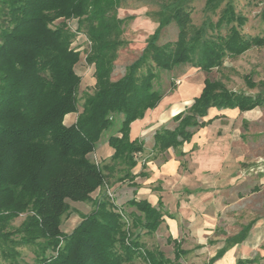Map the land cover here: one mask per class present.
<instances>
[{"label":"trees","instance_id":"trees-1","mask_svg":"<svg viewBox=\"0 0 264 264\" xmlns=\"http://www.w3.org/2000/svg\"><path fill=\"white\" fill-rule=\"evenodd\" d=\"M128 1L0 0V258L10 264L19 248L28 246L36 248L34 264H130L138 258L148 264H182L185 252L176 241L169 240L173 260L143 241L164 221L161 202L153 207L131 199L128 214L106 192L95 200L93 195L116 173L117 182L136 187L133 170L144 145L131 140V124L168 93L161 85L162 73L188 65L210 74L226 58L263 47L264 38L244 33L248 18L237 11L236 0H206L200 25L192 18L196 0H135L156 5L158 25L140 56L114 81L119 51L128 44L123 38L126 20L119 16ZM171 24L178 29L177 39L160 43ZM80 34L90 44L85 62L94 67L96 80L94 93L82 106L77 73L81 52L72 46ZM244 81L261 91L236 92L207 78L191 107L173 118L175 127L155 133L154 152L165 154L190 142L212 122L204 121L211 108L246 112L264 106V81L255 83L250 75ZM76 113V122L67 125L66 116ZM112 128L108 143L114 154L97 165L91 155ZM93 200L95 208L71 233H64L62 219L70 202ZM21 215H26L24 221L13 228ZM248 230L229 237L210 263L244 241Z\"/></svg>","mask_w":264,"mask_h":264},{"label":"crops","instance_id":"crops-1","mask_svg":"<svg viewBox=\"0 0 264 264\" xmlns=\"http://www.w3.org/2000/svg\"><path fill=\"white\" fill-rule=\"evenodd\" d=\"M254 36L264 38V31L261 34L252 35V37ZM237 58L252 61L249 64L251 66L250 71L246 75H250L255 83L264 81V46L253 47ZM206 79L203 80L200 91L197 80L185 79L177 90L175 84L174 88L167 90L168 93L155 109L148 110L142 119L131 124L130 138L131 140L142 141L144 152L138 156V165L133 170L136 176L134 180L136 187H133L128 181L116 183L112 186L115 193L114 201L123 208L131 199L147 201L153 207H157L159 202L162 203L161 208L166 216H164L163 223L153 236L143 238L146 246H148L147 238L159 236L160 239H165L168 243L169 240L179 243L180 249L185 252L184 256H186L191 254L192 251L198 250V248L204 249L205 245L212 251L207 263L211 264L210 259L220 249L224 248L229 237L235 236L241 233L244 228L249 227L245 240L229 248L213 264H238L239 261H244L242 264H264V217H253L246 224L239 227L236 225L237 220L235 217L231 216L232 220L234 219L232 226L236 228L234 232L232 230L230 232L228 226L225 229L220 228L221 224L219 222L222 219L223 225H228L227 217L223 218V213L225 212L229 219L230 216L227 210L245 200V198L239 199L236 194L241 183L238 179L240 172L235 173L230 170L227 167L228 163L235 162L239 165L241 156L250 159L252 154L249 147L245 148V136L241 132L239 134L242 135V139L240 137H229L228 135H230L233 128L239 131L243 126H247L250 129V126L260 119L261 110L264 106L246 112H241L239 109L218 110L211 108L204 121L212 120V122L199 130L203 131L201 135L196 136L195 134L190 142H186L178 150L170 149L167 153L160 155L153 150L155 133L162 128H166L164 124L174 123L173 118L176 115L191 107L194 98L201 94ZM227 89L229 88L227 87ZM246 89L244 93L250 95H256L261 91L260 87L250 89L247 85ZM198 91L199 93L196 95ZM76 119L77 117L74 116L69 120L68 125L75 123ZM215 123H217L219 129L223 130L224 135L222 137L213 138L208 136L211 133V127ZM152 131H154L152 146L150 152L145 153L146 139ZM249 139L250 137L247 136V144L252 143ZM95 152L103 161H108L114 154V150L109 146L108 139L99 147L97 146ZM161 157H164L163 161L158 164L157 162ZM251 157L255 158L253 154ZM253 183L249 180L246 183L247 191H253L252 195L257 192ZM259 185L264 192V174L260 178ZM103 191V189H100L94 193L93 199L95 200V197L101 196ZM252 195L246 198L251 200L247 202L248 204H255L254 200L250 198ZM209 205L214 206L216 210L214 222L206 218ZM253 209V207L250 208V210ZM199 215L203 218L199 217L198 226H193ZM183 224H190L191 227H194L190 228V239L195 238L193 241L196 242V245L189 248H184L182 244L183 240L188 239L179 236L181 230H184ZM216 231L221 234H217L211 239L209 235H213ZM224 231L228 234H225ZM156 248H158L157 245ZM173 251L175 255V250Z\"/></svg>","mask_w":264,"mask_h":264},{"label":"rangeland","instance_id":"rangeland-1","mask_svg":"<svg viewBox=\"0 0 264 264\" xmlns=\"http://www.w3.org/2000/svg\"><path fill=\"white\" fill-rule=\"evenodd\" d=\"M206 0H196L194 2V13H193V22L195 25H200L202 21L205 19V14L203 12L204 5ZM236 8L237 11L243 13L247 18L248 22L244 27L243 31L246 35L252 36L256 34H261L264 31V22L262 20V12L264 11V0H236ZM158 8L153 4H146L143 1H135L129 0L126 5L119 11V16L122 19L126 20L124 25V35L123 38L127 41V46L119 51V56L115 62V70L112 74V80L116 81L123 76L125 73V69L131 63H133L142 53L148 37L155 31L157 28V22L153 16V12L157 11ZM70 26L73 30L76 28V22H70ZM178 29L175 24H171L166 27L161 34L160 43H166L170 41H175L177 39ZM74 48L81 52V59L77 66V73L82 77V82L80 85V89L78 92V101L79 105L82 106L86 97L88 95H92L95 91V83L96 80L94 78V67L89 66L85 62L86 53L90 49V44L88 43L86 37L82 34L78 35L72 45ZM224 65L219 69H214L210 74H206L200 71L197 68H193L191 66H181L174 70L171 73H162V81L161 85L164 90H169L171 88V81L174 80L176 84V90L180 86V84L185 79L197 80L199 82V91L202 87V82L205 78H210L212 80H219L225 84L230 90H236L237 92L246 91V84L244 82V76L249 73L251 66L249 65L250 60L247 59H239V58H226L224 61ZM260 90V89H259ZM196 93V95L199 93ZM81 109V108H80ZM261 117L259 120L255 122L254 125L250 126V129L247 126H243L238 131L237 129H232L229 137L242 139L243 134L245 137V148L249 147L251 153L255 157L254 159L250 155V159L241 156V161L239 165L235 162L228 163V168L233 170V172H240L238 179L240 180V184L238 187V191H236L237 197L239 199L245 198L244 201H241V204H237L234 207H230L227 211L229 213L230 218L226 216V213H223V218L227 217L228 225H223L222 219L219 220L222 229H225L228 226L229 231L234 232L236 228L232 226L233 220L231 216H234L237 220L236 225L241 227L243 224H246L253 217L259 218L264 217V192L259 185L260 178L262 174H264V107L261 110ZM74 116L78 117V114H70L66 116L65 123L68 125L69 120L74 118ZM77 120V119H76ZM215 123L211 127V133L208 135L213 138L222 137L224 134L222 133V129H219ZM166 128H173L175 126L174 123L169 122L164 124ZM114 131L111 130L105 132L98 144V147L103 144L108 136ZM248 131V133H246ZM203 131H198L196 136L201 135ZM241 132V134H239ZM154 131H152L147 139H146V150L145 153H149L152 146V135ZM227 134V133H226ZM249 134V135H248ZM247 136L250 137L251 144H247ZM148 155V154H146ZM164 157H161L157 162L158 164L163 161ZM91 159L100 166L103 165V159L99 157V155L94 152L91 155ZM119 174L116 173L115 176L110 180L108 185L102 188L103 193L107 192V187L112 190V186L117 182ZM252 181L255 184L257 192L252 195L253 191L249 192L246 188L247 181ZM253 186V185H252ZM107 194V193H106ZM250 195L251 199L254 200L255 204H248L250 199L248 198ZM108 196V195H107ZM97 198V197H95ZM109 198V197H108ZM250 200V201H249ZM254 208L250 210V208ZM94 200L92 202L87 203H72L70 202V210L66 213L62 219L61 230L69 234L73 229L81 222V219L84 215L89 214L94 209ZM124 210L130 214L132 209L126 205ZM207 216V217H206ZM206 218L209 221H215L216 219V210L214 206L209 205L208 210L206 211ZM220 216V215H219ZM26 215H21L15 222H13V228L20 226V224L24 221ZM199 217L197 216V222L193 226H198ZM204 217V218H205ZM203 218V217H201ZM231 224V225H230ZM223 225V226H222ZM191 227L190 224H183L182 227L184 230H181L179 236H183L188 240H183V247H192L196 245V242L193 241L195 238L190 239L191 235ZM218 230V229H217ZM223 231V230H222ZM219 231H216L213 235H209L211 239L214 238L215 235L221 234ZM225 232V231H224ZM223 233V232H222ZM225 234H228L225 232ZM208 237V236H207ZM147 247L148 248H156L157 247L164 252L165 256L171 260L174 259V246L173 243H168L165 239H160V237L147 238ZM204 249L198 248V250L192 251L191 254L184 256L181 259L182 264H207L209 258L211 257V249L208 246L203 247ZM36 248L32 246L19 248V256L12 264H34L35 263V251ZM0 264H10L9 261L3 260L0 258ZM130 264H148L143 259H136L133 263Z\"/></svg>","mask_w":264,"mask_h":264},{"label":"built area","instance_id":"built-area-1","mask_svg":"<svg viewBox=\"0 0 264 264\" xmlns=\"http://www.w3.org/2000/svg\"><path fill=\"white\" fill-rule=\"evenodd\" d=\"M97 165H99L98 163H97ZM107 195H108V197H109V199L112 201V202H115L114 201V194L111 192V190L107 187ZM123 219H124V221L127 223V225H129V220H128V218H126V216H124L123 215Z\"/></svg>","mask_w":264,"mask_h":264}]
</instances>
